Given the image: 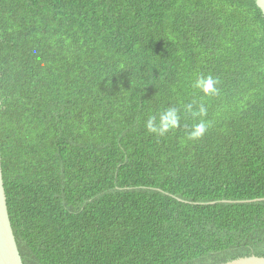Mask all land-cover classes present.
<instances>
[{
	"label": "trees",
	"instance_id": "16d2710c",
	"mask_svg": "<svg viewBox=\"0 0 264 264\" xmlns=\"http://www.w3.org/2000/svg\"><path fill=\"white\" fill-rule=\"evenodd\" d=\"M200 76L218 81L216 95L193 87ZM0 97L24 264L264 257L255 0H0ZM193 102L210 125L197 141L183 107ZM168 107L180 127L149 133Z\"/></svg>",
	"mask_w": 264,
	"mask_h": 264
},
{
	"label": "clouds",
	"instance_id": "9594fccd",
	"mask_svg": "<svg viewBox=\"0 0 264 264\" xmlns=\"http://www.w3.org/2000/svg\"><path fill=\"white\" fill-rule=\"evenodd\" d=\"M218 81L211 76H200L193 84V87L199 89L205 96L216 95L219 91L217 88ZM185 113H190L198 122L195 123L187 132L189 140L197 141L202 139L208 131L209 122L205 119L207 108L203 103L197 105L195 102L183 106ZM181 110L176 107H168L162 110L158 115L150 116L145 124L149 133L157 136H166L169 132L180 127Z\"/></svg>",
	"mask_w": 264,
	"mask_h": 264
},
{
	"label": "water",
	"instance_id": "95a60500",
	"mask_svg": "<svg viewBox=\"0 0 264 264\" xmlns=\"http://www.w3.org/2000/svg\"><path fill=\"white\" fill-rule=\"evenodd\" d=\"M264 16V0H255ZM0 97V109H1ZM257 201H264L257 200ZM214 204V203H211ZM0 264H24L10 219L5 189L1 155V117H0ZM222 264H264V257H241Z\"/></svg>",
	"mask_w": 264,
	"mask_h": 264
}]
</instances>
